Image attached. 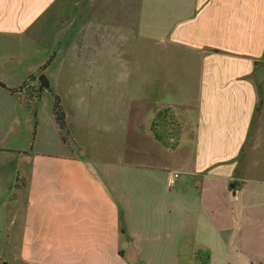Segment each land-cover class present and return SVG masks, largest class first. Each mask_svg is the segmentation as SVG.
Segmentation results:
<instances>
[{
	"label": "crops",
	"instance_id": "1",
	"mask_svg": "<svg viewBox=\"0 0 264 264\" xmlns=\"http://www.w3.org/2000/svg\"><path fill=\"white\" fill-rule=\"evenodd\" d=\"M54 1L0 0V80L8 86L20 85H11L18 36L30 33ZM128 1L130 8L118 12L115 0L105 5V12L118 15L109 17L104 31L93 27L101 34L95 42L105 38L113 48L129 32L145 42L152 9L161 29L163 19L171 20L145 42L148 55L158 53L142 57L152 72L120 90L123 97L157 103L149 120L145 112L146 128L134 121V111L126 125L133 130L124 139L122 165L135 169L129 175L137 185L119 190L103 166L108 160L87 161L70 144L59 152L19 149L13 167L0 156L1 169L23 179L28 194L21 256L26 264H178L184 247L190 253L186 264H264V80L258 76L264 67V0ZM163 107L173 119L159 139L152 124ZM23 162L29 168L22 171ZM155 171L167 176L166 186L155 182ZM174 171L180 177L171 186ZM131 193L153 211L129 214ZM197 251L204 260L196 259Z\"/></svg>",
	"mask_w": 264,
	"mask_h": 264
},
{
	"label": "rangeland",
	"instance_id": "2",
	"mask_svg": "<svg viewBox=\"0 0 264 264\" xmlns=\"http://www.w3.org/2000/svg\"><path fill=\"white\" fill-rule=\"evenodd\" d=\"M109 1L55 0L48 11L38 19L30 33L18 36L15 56L17 60L14 65L18 70L17 75L13 76L11 85L21 84V79L25 80L33 73L36 77L29 81V87L40 89L39 76L42 74L48 77L51 86L40 92L41 95L37 99L30 95L34 90H24L19 95H12L19 101L15 97L11 98V93L0 87V150L5 147L13 149V154L0 151V156L3 155L2 158L8 160V163L9 160L17 163L16 160L20 158L19 153H23L19 152V149L30 154L37 151L59 152L67 151L70 144L74 145L73 148L78 150L80 155L86 153L87 161L91 157H99L101 161L108 160L103 166L110 170L119 190L127 183L130 186L137 185L129 175L135 169L126 170L122 165L126 158L123 154L124 139L127 138L129 131L133 130L131 128L127 131L126 125L128 118L130 121V116L132 119L134 111V121L142 122L146 128L147 119L154 115L157 103L156 98L146 97L142 98L144 101L141 99L139 101L136 97H123L120 90L126 83L136 86L137 75L152 72V65L145 67L142 57L145 53L147 59L149 56H154L157 49L154 52L150 51L151 54L148 55V42L151 41L152 36L162 32L164 26H168L171 20L168 18V22L163 19L161 29L155 24L154 9L149 10L147 11L149 16H146L150 22L146 27L147 46L142 34H138V37L137 33L129 32L125 39L114 41L112 48L111 41L107 44L105 38H99L95 42L94 36L98 38L101 34L93 32L94 26H99L104 31L105 22L111 20L109 17L118 15L105 12V5L110 4ZM115 1L114 5H117V8L114 12L130 8L128 0ZM61 13L62 17L57 18ZM118 17L115 16L114 19ZM124 19L128 20L127 17ZM58 23L62 25L61 31L58 29ZM127 30L130 31L131 28ZM157 55L156 51L155 56ZM51 57L53 60L41 72L39 69ZM55 94L60 96L66 112L70 130L67 142L63 140L61 132L57 131L58 126L55 124ZM163 109L164 107L159 111ZM145 112L148 113L147 119ZM166 124H169L168 120ZM159 131L164 135L166 129L162 126ZM179 131L178 135H180ZM91 164L93 168H98L96 163ZM13 165L14 163L10 164L11 167ZM3 166L1 162L0 264H26L24 256H21L24 243L21 240V232L28 194L22 186L23 179L18 178L15 172H4L1 169ZM27 168L29 167L24 162L21 163L22 171ZM145 172L148 174L150 171ZM163 174L161 171H155L153 176H157L159 179L157 178L155 182L164 187L167 176ZM145 195L150 194L145 193ZM130 197L133 211H129V214L145 215L155 208L153 205L149 208L148 203L139 199L135 193H131ZM150 203H153V200ZM159 203L163 204L162 201ZM155 210L158 211L157 208ZM158 216L161 217L160 214ZM179 251L178 264H186L190 260L189 249L183 247ZM165 259L161 257V260L165 261ZM161 264L166 263L161 262Z\"/></svg>",
	"mask_w": 264,
	"mask_h": 264
},
{
	"label": "trees",
	"instance_id": "3",
	"mask_svg": "<svg viewBox=\"0 0 264 264\" xmlns=\"http://www.w3.org/2000/svg\"><path fill=\"white\" fill-rule=\"evenodd\" d=\"M52 60H53V57H51L48 62H46L45 64L42 65V67L40 68V71L41 72L44 71V69L47 68V66L50 64V62ZM35 77L36 76L34 74L28 76L18 87H10L5 82L0 80V87L6 89L7 91H9L13 95L20 94L24 90H28V91L34 90V91H31L30 95L32 97H36V99H37L38 97H40V94H41L40 92L42 90L29 87V81L34 79ZM55 95H56L55 96L56 102H55V108H54V116H55L56 122L59 126L62 138L65 142H67L70 130H69L68 125H67L66 112L63 109L60 96L58 94H55ZM168 119H171V120L173 119V115H172V113H170V108H164L163 110L159 111L156 114V116L153 120L152 128H153L157 138H159V139L165 138L166 134L163 135L162 132H160L159 130L162 126H164V128L166 129V121ZM169 145H171L172 147L174 146V144H171V143ZM204 258H205V254H203L200 251L196 252V259L197 260L198 259L204 260Z\"/></svg>",
	"mask_w": 264,
	"mask_h": 264
},
{
	"label": "water",
	"instance_id": "4",
	"mask_svg": "<svg viewBox=\"0 0 264 264\" xmlns=\"http://www.w3.org/2000/svg\"><path fill=\"white\" fill-rule=\"evenodd\" d=\"M258 76H259V82L262 83L264 80V67L259 69ZM39 81L41 83L40 85L41 90H43L44 88H49L51 85L48 77L45 74H42L41 76H39Z\"/></svg>",
	"mask_w": 264,
	"mask_h": 264
},
{
	"label": "built area",
	"instance_id": "5",
	"mask_svg": "<svg viewBox=\"0 0 264 264\" xmlns=\"http://www.w3.org/2000/svg\"><path fill=\"white\" fill-rule=\"evenodd\" d=\"M180 177V172L174 171L171 178L169 179V183L174 185L177 182V179Z\"/></svg>",
	"mask_w": 264,
	"mask_h": 264
}]
</instances>
